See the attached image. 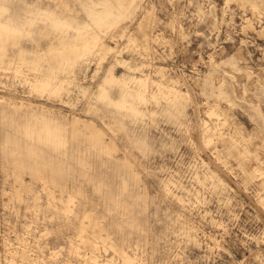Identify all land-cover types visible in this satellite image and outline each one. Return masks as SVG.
Wrapping results in <instances>:
<instances>
[{
    "label": "rangeland",
    "instance_id": "374dc122",
    "mask_svg": "<svg viewBox=\"0 0 264 264\" xmlns=\"http://www.w3.org/2000/svg\"><path fill=\"white\" fill-rule=\"evenodd\" d=\"M0 264H264V0H0Z\"/></svg>",
    "mask_w": 264,
    "mask_h": 264
}]
</instances>
